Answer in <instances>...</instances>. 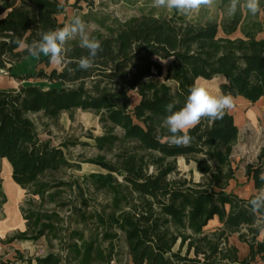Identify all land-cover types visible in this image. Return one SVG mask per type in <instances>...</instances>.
I'll return each mask as SVG.
<instances>
[{"label": "trees", "instance_id": "1", "mask_svg": "<svg viewBox=\"0 0 264 264\" xmlns=\"http://www.w3.org/2000/svg\"><path fill=\"white\" fill-rule=\"evenodd\" d=\"M81 1L94 6L92 0L64 1L63 6L60 0H0V15L5 14L0 70L31 79L12 74L17 63L33 57L16 39L30 43L62 27L68 9L76 10ZM228 2L217 0L220 22L207 9L195 17L171 10L126 20L90 14L87 19L98 24L93 37L102 44L90 69L78 68L88 50L76 38L65 46L61 71L36 75L52 88H0V160H7L13 182L26 197L21 208L26 230L6 243L43 240L49 247L45 256L27 259L16 251L17 261L119 264L124 253L130 264H251L264 254V240L258 241L264 217L251 211V197L239 198L229 189L238 172L232 162L239 139L234 116L227 111L222 119H203L189 131L187 145L170 142L163 124L166 105L174 101V111L179 110L198 79L222 78L221 94L253 105L264 98V39L257 38L264 32V15L238 10L229 16ZM34 58L51 64L44 55ZM132 94L139 98L134 106ZM78 110L99 117L103 134L88 135L99 154L84 163L106 174L58 179L55 174L76 167L67 156L70 145L42 140L30 115L56 122ZM179 158L195 165L199 182L180 177ZM258 161L248 166L246 177L261 190L264 148ZM92 193H103L106 204L95 205ZM233 235L249 245L247 259L240 260L230 243ZM0 264H5L1 256Z\"/></svg>", "mask_w": 264, "mask_h": 264}, {"label": "rangeland", "instance_id": "2", "mask_svg": "<svg viewBox=\"0 0 264 264\" xmlns=\"http://www.w3.org/2000/svg\"><path fill=\"white\" fill-rule=\"evenodd\" d=\"M75 1L76 0H66V2L70 4H74ZM96 1L99 2L98 0ZM104 4H106L104 8H100V6L98 7L95 4L92 7H88L86 1H81L76 10H72L71 8L68 9L65 19L71 20L74 16H80L89 24L90 35L93 37L98 31V24L93 18L87 19V16L93 14L101 18L105 14H109L111 16L114 15L113 17L115 18L119 17L118 14H120L121 11L120 6H110L109 0H105ZM4 16L5 14L0 15V18ZM162 64L167 66L168 63L162 62ZM10 67L11 65L7 66V68ZM53 69L61 71L62 65L57 66L50 64L49 67H46L45 65L39 64L38 58H27L15 65L12 74L16 76L31 75L33 77L29 80L22 81L12 77L11 73L7 70H2L5 74L0 76V88L17 89L21 86L34 85L40 86L43 89H50L53 85L43 79L36 78V75L41 70L51 72ZM223 81L222 78H215L212 81L199 83L198 85H203L213 92L221 94L220 85ZM136 100V97L133 96L132 106L135 105ZM261 107L262 103H259L253 105L252 109V105H243L240 100H236L233 109H231L233 112L237 113V122L240 126L239 140L232 154V162L234 166L238 168V181H243V174L247 171L248 166L258 164V156L264 148V112L261 113L259 111ZM251 109L255 117H249V113L252 111ZM30 117L37 124L42 140H51L54 146H59L64 142L70 145L67 156L70 162L76 167L55 174L54 176L56 178L70 180V178H83L91 174H106L102 169L84 163L86 160L92 159L99 154L94 148L93 141L88 138L89 134H93L94 136L103 134L98 116L91 112L78 110L75 111L72 116H70L69 113H63L56 122L42 120L39 115H30ZM84 143L88 145H82ZM177 165L180 177L193 179L196 182L201 180V175L197 173L193 163L187 164L183 158H179ZM0 178L3 180L2 189L0 190V214L3 213L1 209L7 208L8 212H11L16 228H18L20 222L18 211L26 199L24 200L21 193L13 187L9 178V171L1 162ZM92 197L97 200L95 205L106 204V196L103 193H92ZM47 206L51 208V205ZM26 207L28 209L29 205ZM16 232L14 234H16ZM54 244H57V242ZM22 250L25 256L34 258L36 256H45L48 254L49 247L42 240L37 245H29V249ZM15 253L16 252H12V254ZM9 258L11 259V256H9ZM119 260V264H130L124 253H122Z\"/></svg>", "mask_w": 264, "mask_h": 264}, {"label": "clouds", "instance_id": "3", "mask_svg": "<svg viewBox=\"0 0 264 264\" xmlns=\"http://www.w3.org/2000/svg\"><path fill=\"white\" fill-rule=\"evenodd\" d=\"M217 0H152V6L157 9L175 10L182 15L198 13L201 9H214ZM64 0H60L63 6ZM238 10H244L251 15H264L261 0H229L226 12L234 16ZM38 40L30 43L25 39L17 38L15 43L28 55L39 57L44 55L53 65H62L65 60L66 44L78 38L80 47L88 50V55L82 56L78 61L80 70L90 69L102 51L101 42L90 35L89 24L80 16H74L68 23L55 30L39 34ZM234 97L230 94H217L209 88L193 84L184 105L175 110V102L166 105L168 115L164 117L163 124L170 133L168 139L177 145H187L192 137L189 131L195 128L203 119H222L227 111L234 107ZM259 180L264 183V172L260 173ZM251 211L264 217V190L257 191L248 201Z\"/></svg>", "mask_w": 264, "mask_h": 264}, {"label": "crops", "instance_id": "4", "mask_svg": "<svg viewBox=\"0 0 264 264\" xmlns=\"http://www.w3.org/2000/svg\"><path fill=\"white\" fill-rule=\"evenodd\" d=\"M64 1H66V0H64ZM92 1L94 2V4L96 6H98V7L100 6V8H104L106 6V4H104L105 0H98L99 2H97L96 0H92ZM109 1H110V6H120L121 7L120 14H118L119 17H117V16L116 17L119 19H122V20H126V19H129L132 17L140 16L142 12H144V13L154 12L156 15H158V14H169L171 12V10L154 8L152 6V0H109ZM207 10H210V9H207ZM210 11L213 12V15L216 16L218 18V21L220 22V20L222 18V13L218 12L216 10V8L211 9ZM199 12L193 13L189 16L195 17L199 14ZM108 13H110V12H108ZM69 21L70 20H68V22ZM236 36L239 37L240 34L238 33ZM257 38L258 39H264V32L258 34ZM203 82H207V81L203 80V79H198L196 81V84L203 83ZM133 96L136 97V99H137L136 103H138V101H139L138 96L136 94H132L131 97H133ZM236 100H240L243 103V105H252V109H253V104L244 100L243 98H241V97L234 98V101H236ZM259 103H262V107L259 109V111L261 113H263L264 112V98H262L257 104H259ZM257 104H255V105H257ZM229 112L234 116L235 123L239 128V134H240V126H239V123L237 122V113L233 112L232 110H229ZM249 114H250L249 117H255V114H253V110ZM0 162L2 163L3 166L7 167L8 171H9V178H10L11 184L13 185V187L15 189H17L21 193L23 199L25 200V198H26L25 197V191L22 190L18 185H16L13 182L12 170H11V167L8 164L7 160L1 159ZM1 189H2V184H1L0 190ZM229 189H230V191L234 192L239 198H242V199H249L257 191H259L255 188L254 183L247 179L246 172L243 174V181H238V179L236 178V180L231 182ZM261 190H264V187ZM22 206H23V204L21 205V207L19 208V211H18V215H19V219H20L18 228H16V226L14 224V219L12 218L11 212H8L7 208L1 209L3 213L0 214V256L3 257V262L5 264L7 261H11L10 264H26L25 262L17 261L14 258V257H16V253L12 254V252L20 251L23 255H25L22 252L23 251L22 249H24V250L29 249V245H33L31 242H16L13 244H7L6 243L7 238L8 239L12 238L17 233L24 232L26 230L25 221L23 220L22 213H21ZM15 232H16V234H14ZM263 240H264V231L258 237L259 242H263ZM230 243L238 248L240 260H245L250 256L249 245L241 242L238 235H233L230 238ZM3 249H5V250H3ZM9 256H11V259L9 258ZM4 257H5V259H4ZM25 258L27 259V256ZM251 264H264V254L258 255L256 257L255 261L252 262Z\"/></svg>", "mask_w": 264, "mask_h": 264}, {"label": "water", "instance_id": "5", "mask_svg": "<svg viewBox=\"0 0 264 264\" xmlns=\"http://www.w3.org/2000/svg\"><path fill=\"white\" fill-rule=\"evenodd\" d=\"M5 74V72H3L2 70H0V76Z\"/></svg>", "mask_w": 264, "mask_h": 264}]
</instances>
